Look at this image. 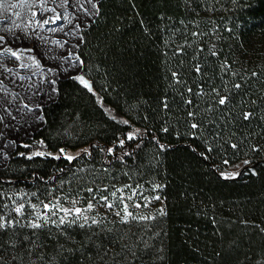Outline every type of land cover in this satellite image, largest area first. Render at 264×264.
<instances>
[{
    "label": "snow or ice",
    "instance_id": "6c2138e0",
    "mask_svg": "<svg viewBox=\"0 0 264 264\" xmlns=\"http://www.w3.org/2000/svg\"><path fill=\"white\" fill-rule=\"evenodd\" d=\"M131 7L135 9V3ZM12 8H22L31 13L32 19L24 25L25 29L67 21L66 28L48 29L54 34L51 44L58 48L49 52L46 62L45 53L39 50L38 44L33 42L31 46H25L28 40L25 32H13L7 25L0 32V58H7V62L0 64V76L15 75L20 81H31L37 74L43 77L39 85L35 81L28 85V90L32 92L30 97H21L16 91L10 94L11 98L21 101V104L15 105L17 113H25L26 110L30 114L32 125L28 127H44L47 104L56 103L62 96L58 86L62 79L71 80L80 86V91L90 93L107 118L100 126L112 127L111 137L104 145L99 141L89 143L75 154L69 153L66 147L52 148L41 137L32 139L31 143L21 139L20 145L29 151L15 152L14 155L29 161L34 158H63L71 162L92 157L96 152L101 157V170L108 174V179L116 180L112 170L118 166V174L132 181L131 170H124L129 167V161L134 162L137 179L119 186L102 180L101 188L95 189L97 192H108L107 195L100 194L99 201L114 213V220H109L107 214L95 212L97 204L91 201L84 207L77 206L80 202L74 198H69L71 207L58 202L33 203L27 193L4 192L0 188V264H167L171 249L164 238L169 236V221L174 214L182 216L190 210L187 189L174 198L171 206L166 203L168 196L163 190L168 188V184L159 177L161 173L166 177L169 168L165 161L178 151V146L169 142V136H175L180 142L179 147L186 148L188 156L198 159L202 166L209 164L207 173L201 172V175L213 176L219 184H235L238 178L245 175L249 180L264 175V89L256 99L252 98L251 90V79L264 77V69L237 70L233 62L219 58L215 44L202 43V37L216 36L218 25L213 26L211 33L199 30L188 33L185 22L179 21L181 29L173 28L170 39L165 41V48H171L166 55L178 58L174 66L165 62L166 91L155 97L148 93H133L131 103L123 92H119L112 103L106 104L101 93H108L111 84L107 77L110 73L105 72L100 78L101 65L91 53L85 56L83 51L89 43L88 33L94 22L104 19L102 0H16L12 5L0 0V10L6 12ZM13 15L19 17L20 13L13 12ZM0 19L7 17L0 15ZM159 19L171 18L161 14ZM137 23L143 33L152 35L150 22L141 18ZM193 23L199 29V22ZM12 27L19 26L13 21ZM164 30L167 31V28ZM121 31L120 23L112 29L116 34ZM34 35L45 41L44 35ZM177 35L180 36V43L171 39ZM105 40H112L113 43L103 46L97 43L96 51L105 58L110 57L111 67L132 86L138 78L142 81L140 59L145 53L137 52L135 45L123 46L112 33ZM189 49H192L193 62L186 66L183 56ZM209 57L217 58L215 67L209 64ZM9 63L28 71L21 74L14 71ZM3 85L4 80L0 79V86ZM0 92L4 93L0 96V111L11 116L13 105L9 102V90L0 87ZM4 119L5 115H0V122ZM24 122L27 125V120ZM23 134L29 135L27 128ZM16 143V140H10L4 148ZM149 143L152 148L146 152ZM4 148H0V170H7L8 161L12 158ZM170 162L177 163L174 156ZM181 171L191 180L190 170L182 166ZM32 176L33 179H44L37 172H33ZM11 183V178L6 180L0 175V185ZM87 191L91 193L94 189L90 187ZM32 195L35 196V193ZM260 196L264 201V192ZM192 199L194 202L195 197ZM157 203L158 206H154ZM245 203L250 204L251 200L229 206L226 219L217 212L218 208L226 205L223 200L208 205L211 214L208 211L197 212V215L208 217L209 222L216 225L212 251L204 256L199 248L194 249L202 257L203 264H241L240 246L250 244L255 236L260 237L259 255L250 259L245 254L244 260L249 264H264V203L260 209L242 207ZM94 212V215L90 214ZM133 225L137 228L135 232L132 231ZM73 226L83 230L79 241L68 231ZM24 229L29 230L27 234H22ZM190 230V225L182 229L187 237L185 243L191 239Z\"/></svg>",
    "mask_w": 264,
    "mask_h": 264
},
{
    "label": "trees",
    "instance_id": "16d2710c",
    "mask_svg": "<svg viewBox=\"0 0 264 264\" xmlns=\"http://www.w3.org/2000/svg\"><path fill=\"white\" fill-rule=\"evenodd\" d=\"M135 3V9L131 7ZM103 20L95 21L92 29L88 33L89 43L84 47L85 56L90 53L97 63L101 65L100 78L108 72L107 77L111 86L108 93H101L105 97V103L109 104L117 98V93L123 92L129 98L133 93H148L155 97L166 91L167 75L165 62L169 66H174L176 57L166 55L171 52V48H165V41L170 39L173 28L180 30L179 21L183 20L187 26V32L202 31L211 33L213 26L218 25L216 36L206 35L201 38L204 44H215L219 52L220 59H228L233 62L234 68L239 70L260 71L264 69V0H102ZM163 14L171 19L161 21L160 15ZM145 19L152 26V35L149 36L142 32L141 26L137 23L139 19ZM193 21L199 22V29ZM211 21V23H209ZM117 23L121 24L122 31L119 34L112 32ZM167 28V31L164 29ZM231 29V31H228ZM112 33L116 41L125 47L136 46L137 52H144L145 55L140 59L142 81L137 79L135 86L129 84L116 70L111 67L110 57L105 58L96 51L97 43L112 44V40H105V37ZM191 39V37H188ZM176 43H180V36L172 37ZM192 49L184 54L185 65L191 64ZM207 56V52L204 53ZM218 60L216 57H209V64L215 65ZM211 70V69H210ZM62 96L56 103H49L45 108L47 117L44 127L38 129L32 137L24 140L31 143L32 139L41 137L49 143L50 147H66L67 151H79L89 143L99 141L104 145L111 137L112 127L100 125L106 122V117L102 114L99 106L94 103V98L86 90L80 91L75 82L67 79L59 81ZM99 90V84L96 85ZM115 89V90H113ZM264 89V77L259 80L251 79L252 98L256 99L262 95ZM147 98V97H146ZM123 105V101H120ZM125 110L127 106L125 105ZM73 113H77L73 116ZM123 127V126H121ZM190 139V138H189ZM169 142L178 146V151L171 154L166 159L165 164L169 171L164 176L160 174V179L168 184V188L163 190L168 196L166 203L171 206L174 198L178 197L181 191L187 189L188 204L190 210L182 216L174 214L169 221V236L164 238L165 244L171 249L167 264H203L202 257L195 252V248L207 256L212 251L213 230L216 225H212L208 217L197 215V212L208 211L211 214L210 203H217L220 200L226 202L217 212L221 213V218L228 216L229 206L239 204L241 201L251 200V203L241 205L245 208H261L264 201L260 194L264 192V175L261 178L252 177L251 180L245 175L236 180L235 184H219L207 173L209 164L202 166L201 162L188 156L186 148H180V142L175 136L168 137ZM152 148L148 144L145 151ZM29 149L19 144L9 155L12 157L8 161V169L0 170V175L7 180L11 178L12 183L0 185L5 190L12 187H20L27 190L37 189L42 186L54 185L61 179L71 176L76 169V164L80 159L67 161L65 159L55 160L52 158H34L33 161L25 157L14 155L15 152H27ZM172 156L177 163H171ZM90 163L94 161L101 165V157L93 152L92 157H84ZM133 161H129L128 169H135ZM184 166L190 170L191 180L181 171ZM118 168V166L116 167ZM37 172L43 180L33 179L32 173ZM193 197L195 201L193 202ZM203 201V206L201 205ZM238 210V209H235ZM234 219V217H233ZM185 225H190L187 243L182 229ZM111 226V225H109ZM117 227H120L117 224ZM223 228L224 225H221ZM28 229H24L22 234H27ZM79 241L83 237V230L76 226L68 229ZM132 231H137L133 225ZM52 244L49 241V248ZM260 251V237L251 238L250 244L240 246L239 258L241 264H249L244 260L245 254L251 259L254 255L258 257ZM7 255V253H5Z\"/></svg>",
    "mask_w": 264,
    "mask_h": 264
},
{
    "label": "crops",
    "instance_id": "0c3cea01",
    "mask_svg": "<svg viewBox=\"0 0 264 264\" xmlns=\"http://www.w3.org/2000/svg\"><path fill=\"white\" fill-rule=\"evenodd\" d=\"M5 3L8 5H12L16 3V0H5ZM13 12H19L20 16L19 17L14 16ZM0 15H2L3 17H7V19H0V32H2L5 25L12 28L13 32H16V33H20L22 31L25 32V34L28 36V40L25 41V46H31L33 42L38 44L39 50H42L45 53V62L49 59V52L55 51L58 48L57 45L51 44L50 40L54 34L49 32L48 29L49 28H60V27L66 28L67 26V21H63V23L59 25L58 24H48L43 27H34V28L25 29L24 25L27 23L29 19H32V16H31V13L27 12L25 9H22V8H12L10 11H6V12L3 10H0ZM36 18L38 19L39 16H37ZM13 21L19 27H12ZM34 33H40L44 35L45 41H40L39 38L34 35ZM56 35H57V38H59V35L58 34ZM5 62H7V58H0V64H3ZM9 66L13 67L14 71H19L21 74H25L28 71L26 69L15 68V66L12 65L11 63H9ZM33 71H35V69H33ZM0 79L4 80V85L0 87L8 88L9 98H10L9 102L13 105L11 116H8L3 111H0V115H5L4 121L0 122V133H3V136H0V148H4V145L8 141L16 140L17 141L16 145H17L20 143L21 139L26 140L32 137V135L38 130V129L28 127V125H32V121L31 119H29L30 114H28L26 110H25V113H20V114L17 113V111L15 110V105L21 104V101L16 98H11L10 94L12 91H16L20 94L21 97H25V98L30 97L32 95V92L28 90V85L32 84L33 81L37 82V84L39 85L40 83L43 82V77L37 74L32 77L31 81L29 80L20 81L19 78L15 75L5 74L4 76H0ZM10 81L15 82V83H11ZM0 96H4V93L0 92ZM12 117H15V119H12ZM25 120H27L28 122L27 125H25V122H24ZM25 128H27V130L29 131V135L23 134ZM16 145L10 146L11 151H13L16 148Z\"/></svg>",
    "mask_w": 264,
    "mask_h": 264
},
{
    "label": "rangeland",
    "instance_id": "374dc122",
    "mask_svg": "<svg viewBox=\"0 0 264 264\" xmlns=\"http://www.w3.org/2000/svg\"><path fill=\"white\" fill-rule=\"evenodd\" d=\"M4 150L8 151L9 154L12 153L10 146L5 148ZM68 152L71 154H75L78 151ZM124 170L128 171L129 169L127 168ZM130 170L133 178L132 181H129L127 177L123 175H119V168L116 167L112 170V175L116 176V180H111L107 178V173L102 172L100 164L96 163L95 161L93 163H90L89 161L83 158L78 161V163L76 164L75 172L71 176L59 180L54 185L42 186L33 190H27L20 187H12L5 190V192L21 191L27 193L28 199L31 200L33 203H36L37 201H43L48 203L58 202L59 204H62L65 207H71V204L69 203V198H74L78 200L80 203L77 206L80 207H84L89 201H91L97 204L95 212H99L101 215L107 214L109 220H114L116 219L114 213H112L109 209L103 207L102 202L99 201V195H107L108 192H97L95 191V189L101 188L102 180L109 184L115 183L117 184V186H119L120 183H132L137 179V173L136 169ZM93 181H95V184H93ZM90 187L94 189V191L91 193L87 191V189ZM33 193H35V196L32 195ZM54 198L58 199L54 200ZM154 206H158V203ZM41 210L47 211L45 209ZM95 212L90 214L94 215Z\"/></svg>",
    "mask_w": 264,
    "mask_h": 264
}]
</instances>
